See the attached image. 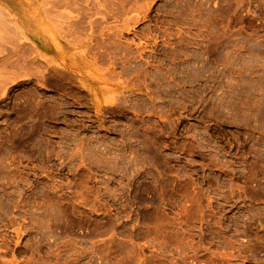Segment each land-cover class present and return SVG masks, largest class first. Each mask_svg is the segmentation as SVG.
<instances>
[{"label": "rangeland", "instance_id": "374dc122", "mask_svg": "<svg viewBox=\"0 0 264 264\" xmlns=\"http://www.w3.org/2000/svg\"><path fill=\"white\" fill-rule=\"evenodd\" d=\"M0 264H264V0H0Z\"/></svg>", "mask_w": 264, "mask_h": 264}]
</instances>
